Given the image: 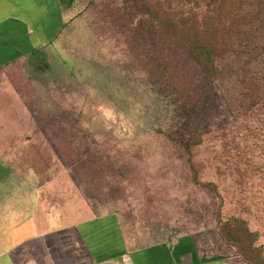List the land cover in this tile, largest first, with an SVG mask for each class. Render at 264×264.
Returning <instances> with one entry per match:
<instances>
[{
  "label": "rangeland",
  "instance_id": "rangeland-1",
  "mask_svg": "<svg viewBox=\"0 0 264 264\" xmlns=\"http://www.w3.org/2000/svg\"><path fill=\"white\" fill-rule=\"evenodd\" d=\"M60 1L39 57L0 73L7 191L51 214L117 215L132 248L194 236L208 256L264 264V0ZM191 8L202 27L235 13L204 93L201 64L159 26ZM201 98L186 131L177 107ZM197 135L190 164L180 140Z\"/></svg>",
  "mask_w": 264,
  "mask_h": 264
},
{
  "label": "crops",
  "instance_id": "crops-1",
  "mask_svg": "<svg viewBox=\"0 0 264 264\" xmlns=\"http://www.w3.org/2000/svg\"><path fill=\"white\" fill-rule=\"evenodd\" d=\"M37 2L24 8L0 0V73L18 61L39 57L48 36L40 25L52 24L49 18L63 22L60 0ZM19 41L25 53L16 45ZM6 90L0 91V102ZM4 169L0 162V264H231L235 260L208 256L194 236L132 248L117 215L76 219V213L61 216L41 211L31 198L35 196L18 183L7 191Z\"/></svg>",
  "mask_w": 264,
  "mask_h": 264
},
{
  "label": "trees",
  "instance_id": "trees-1",
  "mask_svg": "<svg viewBox=\"0 0 264 264\" xmlns=\"http://www.w3.org/2000/svg\"><path fill=\"white\" fill-rule=\"evenodd\" d=\"M197 12V8H191L187 12L184 11L183 16H185V18L179 21L173 18L170 11H167L166 18L160 16L162 19L160 20L159 26L171 42L177 41L189 57L196 59L201 64L204 73V80L201 83L200 88L202 89V93H204V86L210 84V80L214 79L220 72L216 65L218 58L222 55L219 53L223 51V48L220 45V38H223L221 37V31L228 32L232 29L235 13H226L224 18L221 17L216 19L218 23H215L214 21L211 23L209 17H203L200 24L205 27H202L196 24L199 20L197 18ZM63 26H61L57 34H59ZM210 32L215 36H209L208 34ZM57 34L55 36H57ZM214 95H217V93H214L213 96ZM252 95L254 98L262 95L259 91V84L256 86V91L253 92ZM205 102L206 101L201 98L192 108H185L183 110L182 108L177 107V110H181L180 119L184 120L182 126L186 128V131L195 132L193 126L197 125L200 118L199 115L202 114ZM183 137L185 138V136ZM201 138L202 137L198 135L194 137L189 136L185 139H182L181 137L180 141L188 154L190 164H192V162L194 163L192 148L202 144Z\"/></svg>",
  "mask_w": 264,
  "mask_h": 264
}]
</instances>
